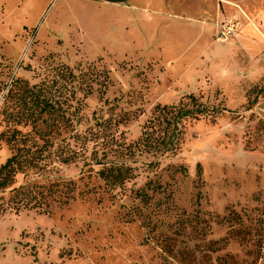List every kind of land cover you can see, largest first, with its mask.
<instances>
[{"label":"rangeland","instance_id":"rangeland-1","mask_svg":"<svg viewBox=\"0 0 264 264\" xmlns=\"http://www.w3.org/2000/svg\"><path fill=\"white\" fill-rule=\"evenodd\" d=\"M190 95L175 151L128 148ZM19 148L47 206L0 190V264H264V0H0V166Z\"/></svg>","mask_w":264,"mask_h":264},{"label":"trees","instance_id":"trees-1","mask_svg":"<svg viewBox=\"0 0 264 264\" xmlns=\"http://www.w3.org/2000/svg\"><path fill=\"white\" fill-rule=\"evenodd\" d=\"M187 100L186 103L180 102L178 105L173 106H156L154 118L144 125L137 143L129 145L128 148L134 150V147H139L144 153L160 156L175 151L180 144L182 123L187 119L197 120L206 112V108L198 102L196 97L190 95ZM42 109H46V106H43ZM60 157L62 159L63 156ZM62 161L63 163L69 162L66 158ZM30 162L20 148L8 158L0 166V190L12 187L15 184L16 176L27 167H30ZM98 176L110 189L123 185L133 177L131 168L124 163L116 162L100 169ZM40 190L39 187L34 189V186L30 185L12 187L10 192L14 193L13 203L16 207L14 209L16 211L22 209L44 211L47 206L44 200L47 197H44Z\"/></svg>","mask_w":264,"mask_h":264},{"label":"built area","instance_id":"built-area-1","mask_svg":"<svg viewBox=\"0 0 264 264\" xmlns=\"http://www.w3.org/2000/svg\"><path fill=\"white\" fill-rule=\"evenodd\" d=\"M237 27V23L233 21H227L222 23L217 29V37L220 39L228 38L236 32Z\"/></svg>","mask_w":264,"mask_h":264},{"label":"crops","instance_id":"crops-1","mask_svg":"<svg viewBox=\"0 0 264 264\" xmlns=\"http://www.w3.org/2000/svg\"><path fill=\"white\" fill-rule=\"evenodd\" d=\"M138 0H125V2H136ZM116 4H120V3H116Z\"/></svg>","mask_w":264,"mask_h":264}]
</instances>
